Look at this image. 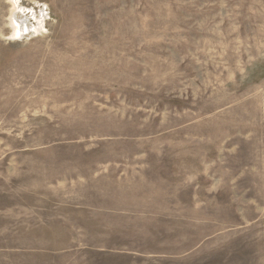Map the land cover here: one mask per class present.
<instances>
[{
	"label": "rangeland",
	"instance_id": "obj_1",
	"mask_svg": "<svg viewBox=\"0 0 264 264\" xmlns=\"http://www.w3.org/2000/svg\"><path fill=\"white\" fill-rule=\"evenodd\" d=\"M0 264H264V0H0Z\"/></svg>",
	"mask_w": 264,
	"mask_h": 264
}]
</instances>
